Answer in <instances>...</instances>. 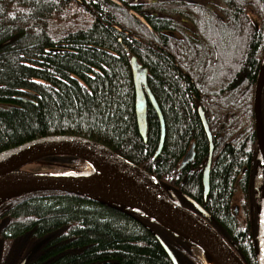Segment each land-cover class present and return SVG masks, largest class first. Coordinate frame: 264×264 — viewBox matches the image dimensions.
<instances>
[{"label":"trees","instance_id":"obj_1","mask_svg":"<svg viewBox=\"0 0 264 264\" xmlns=\"http://www.w3.org/2000/svg\"><path fill=\"white\" fill-rule=\"evenodd\" d=\"M195 1L0 0V153L57 135L101 143L183 205L193 207L186 196L200 203L244 263L259 264L254 99L264 0ZM133 55L148 69L165 123L158 156L161 121L149 99L146 141L138 129ZM199 107L214 148L206 197L210 142ZM44 160L65 170L84 164ZM159 238L180 264H203L195 243L133 208L51 190L0 204V264H174Z\"/></svg>","mask_w":264,"mask_h":264},{"label":"water","instance_id":"obj_2","mask_svg":"<svg viewBox=\"0 0 264 264\" xmlns=\"http://www.w3.org/2000/svg\"><path fill=\"white\" fill-rule=\"evenodd\" d=\"M177 1L194 2L192 0ZM135 15L142 21H145L139 14L135 13ZM131 68L136 89L138 129L145 141L147 135L148 99L160 117L161 139L155 153V156H158L163 147L166 131L163 115L148 85V69L140 64L136 56L131 57ZM263 88L264 65L258 76L254 99L257 141L261 157L264 160V123L262 115ZM198 112L210 142L209 157L202 177L204 196L206 197L210 189V168L214 148L212 134L202 107L198 108ZM59 155L73 156L82 159L87 163V166L96 165L107 173L117 183V186L115 188L82 191L71 183L54 178L55 175L20 171L22 167L35 160ZM194 156L195 151L193 144L183 157L181 167L193 160ZM9 179H16L31 187L24 192L51 190L76 193L106 204H115L121 208L130 207L139 210L149 215L163 226L194 242L204 253L218 257L224 264H245L235 251L233 244L229 243L219 231L210 224L209 214L198 202L190 198L195 206V210L184 207L179 203L176 195L171 190L166 191L155 177L96 141L77 136L57 135L32 140L6 150L0 153V182ZM106 195L121 196L134 204V206L128 204L122 205L119 202H108L99 198V196ZM162 219H166L173 223L177 229L168 226ZM159 240L172 262L174 264H180L168 245L162 239L159 238ZM259 245V264H264V170L260 201ZM26 258L21 264L25 263Z\"/></svg>","mask_w":264,"mask_h":264},{"label":"bare ground","instance_id":"obj_3","mask_svg":"<svg viewBox=\"0 0 264 264\" xmlns=\"http://www.w3.org/2000/svg\"><path fill=\"white\" fill-rule=\"evenodd\" d=\"M58 180L66 181L72 185L78 187L82 191H91L93 189L102 188H115L117 183L103 170L96 165H88L86 169L69 171L66 173L56 174L55 177ZM262 186V185H261ZM260 189V182L258 184ZM31 187L17 181L16 179H9L0 182V204L7 199L20 194L21 192L29 190ZM100 199L108 202H119L122 205L128 204L134 206L131 202L118 195H106L99 196ZM162 221L175 229L176 226L162 219ZM204 264H224L218 257L204 253Z\"/></svg>","mask_w":264,"mask_h":264},{"label":"rangeland","instance_id":"obj_4","mask_svg":"<svg viewBox=\"0 0 264 264\" xmlns=\"http://www.w3.org/2000/svg\"><path fill=\"white\" fill-rule=\"evenodd\" d=\"M67 169V168H66ZM86 169V167H84ZM23 171L26 172H35V173H50L53 172L54 174H61V173H66L69 171H66L63 167V164H59V162H53V161H46V160H35L29 164H27L25 167L22 169ZM262 169L259 174L258 178V183L260 182V188H261V180H262ZM197 254L202 258V261H204V252H200L198 250Z\"/></svg>","mask_w":264,"mask_h":264},{"label":"flooded vegetation","instance_id":"obj_5","mask_svg":"<svg viewBox=\"0 0 264 264\" xmlns=\"http://www.w3.org/2000/svg\"><path fill=\"white\" fill-rule=\"evenodd\" d=\"M155 1V0H152V2ZM150 2V1H149ZM174 192V191H173ZM174 194L176 195V197L178 198L179 202H181V200L179 199L178 195L174 192ZM185 206V205H184ZM188 208H190L189 206H186Z\"/></svg>","mask_w":264,"mask_h":264}]
</instances>
